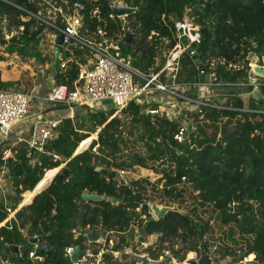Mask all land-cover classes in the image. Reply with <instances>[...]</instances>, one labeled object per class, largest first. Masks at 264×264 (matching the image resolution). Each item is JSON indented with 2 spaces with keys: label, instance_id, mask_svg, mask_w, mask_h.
<instances>
[{
  "label": "trees",
  "instance_id": "16d2710c",
  "mask_svg": "<svg viewBox=\"0 0 264 264\" xmlns=\"http://www.w3.org/2000/svg\"><path fill=\"white\" fill-rule=\"evenodd\" d=\"M123 1L135 9L129 16V26L136 37L122 51L132 49L142 73L161 70L165 63L161 49L175 44L176 29L171 18L181 20L185 8H190L200 25L201 39L193 55H182L179 82L191 88L246 87L248 106L243 92L230 91L224 104L205 100L208 105L201 106L200 112L187 110L184 117L178 118L147 114L148 106L138 101L121 111L129 121L117 117L109 120L115 108L95 111L85 107L91 125L63 119L58 138L45 147L50 158H43L26 143L0 148V171L5 168L12 189L5 198L0 197V224L15 212L14 218L0 227V239L5 244L0 245V250H5V254L0 252V260L11 253L12 246H17L22 260L10 254L11 264H71L64 251L79 243L74 240V230L114 231L123 244L128 231L132 236L133 225L142 228L150 219L145 235H159V255L163 243L169 242L170 252L179 263L184 262L187 251L199 253L201 242L208 246L207 236H216L214 247L219 260L231 257L235 264H244V258L254 255L256 264H264V81L250 84L253 74L247 60L251 52L264 57V0ZM110 2L0 0V30L4 24L5 31L16 33L8 40L0 35L2 52L6 56L43 61V34L46 30L54 32L45 22L47 13L54 8L70 13L75 3L84 7L83 23L89 31L101 27L114 35L120 26L109 17L113 14ZM95 10L99 18L92 14ZM57 26L63 27L59 18ZM164 38L169 40L168 45H164ZM3 60L1 56L0 61ZM84 62L85 59L79 61ZM60 64L55 85L72 89L79 64L69 61L65 70H61ZM33 82L26 72L17 81H3L0 71V90L23 87V91L29 92ZM152 106L156 109L159 103ZM183 124L187 125V133L179 143L174 135ZM79 147L85 150L74 155ZM8 148L12 158L4 161ZM63 164L64 170L71 173L65 183L58 178L59 174L55 175V169ZM136 167L160 171L162 197L178 201L188 193L192 203L187 210L191 213L169 212L155 220L149 211L147 203L151 197L147 194L149 186L155 190L157 184L147 178L129 184L118 179L120 171ZM84 194L103 199L85 200ZM22 195L25 203L33 200L18 208ZM108 197L123 201L112 204L106 200ZM33 237H44L42 244L49 246L55 259L46 257L43 262H32L28 250ZM178 243L181 249L175 248ZM159 255L152 258L156 260Z\"/></svg>",
  "mask_w": 264,
  "mask_h": 264
},
{
  "label": "built area",
  "instance_id": "2783aa9c",
  "mask_svg": "<svg viewBox=\"0 0 264 264\" xmlns=\"http://www.w3.org/2000/svg\"><path fill=\"white\" fill-rule=\"evenodd\" d=\"M116 5H122L130 9L131 13L117 15L114 12ZM109 6L113 10V14L109 15V17L120 26L118 32L114 35H109L105 28L101 27H97L94 31H89L83 23L82 11L84 7L78 3L73 5L70 13H65L62 9H57L58 13L56 15V20L53 23L50 21V18L46 21L44 20L54 29L52 33V42L54 45L57 33L62 34V46L65 48L70 44L77 45L75 49L69 52L68 58L64 56L66 59H63L60 64L61 70H65L68 62L74 60L69 59L72 55H75V51L81 50L87 52L84 63H79V61H77L79 64V72L73 84V88L70 89L68 86L55 85L47 95V100L51 103L66 105L69 109L75 107H88L94 109L97 103L107 101L116 109V112L110 119L121 113L131 102L138 101L141 103L142 98L148 93H162L168 97L170 102L174 103L182 100V103L185 104L184 108L188 110L197 109V111L200 112L201 106L208 105L206 102L191 97L189 95L191 87L181 84L178 77L181 69L180 59L182 55L184 53L193 55L195 53V46L200 43L201 39L200 25L195 21L192 10L190 8H185L181 20L174 21L171 18L176 29L174 36L175 44L172 48L161 49L160 56L165 59V63L160 71L144 74L137 66H134L136 60L134 59L132 49V52L122 51L123 46H131L135 42L136 36L129 26V16L135 12V9L128 7L123 0H111ZM92 14L97 16L99 12L95 10ZM97 17L99 18V16ZM58 18L63 24L62 28L57 26ZM162 18H164V16ZM129 35L133 36L131 43L127 42V37ZM153 35H155V33H152V36ZM163 42L164 45H168L169 40L164 38ZM214 65L215 62H211V68H213ZM233 67L236 69L240 68L237 65ZM200 73L203 74L202 71ZM256 81V76L253 75L250 79V84H255ZM179 91L181 93H179ZM32 100L33 96L26 91L14 89L0 90V134L5 136V139H7L10 131L15 125L25 121ZM145 112L151 115H166L172 118L169 114L160 112L158 108L145 109ZM59 125V121L48 119L37 120L32 126L30 139L28 141L20 139L19 142L26 143L38 154H46V145L56 140L59 136ZM186 133L187 125L183 124L174 135V139L181 143ZM15 146L16 145H12V147ZM87 148L88 146L85 149ZM11 158V149L5 150L3 160L6 161ZM64 165L65 164L61 166L63 167ZM61 166L59 170L62 168ZM0 174L1 181L5 174V168H2ZM125 175H127V172H119V177L122 179ZM14 213L15 212H12L9 218L0 224V227L4 226L9 219L14 218ZM132 229V236L129 237L128 231L125 234L123 244H121L120 235L114 231L92 230L79 232L74 230V240L79 241V243H74L66 247L64 257L68 258L71 264H136L138 262L128 253V250H131L140 256H147L150 260L156 261L157 264H196L193 263V261L196 262L199 253L188 251L184 262L179 263L170 252L169 242L163 243L162 254L159 255V239L156 242L153 241L151 244L148 243V241H144L145 237L148 238L154 234H144L138 238L136 235L139 234L141 229L140 226L135 224L132 226ZM91 232L97 234V238L93 241L88 237ZM134 235L135 237L133 238ZM29 244L28 258L32 262L45 261L46 257H48L47 255H38V251L43 245L42 242L32 244L29 240ZM77 247H80V253L76 261L72 262V256ZM175 248H178V244ZM19 253L22 258L20 250ZM190 253H193L195 256L190 258ZM207 253L212 258V264H224V259L219 260V256L217 257L210 254L208 250ZM180 254H183V252ZM153 255H159L158 259H153ZM163 258H165L167 262L163 261ZM244 260H246V258H244ZM247 263L245 262L244 264ZM0 264H11V262L8 260H0Z\"/></svg>",
  "mask_w": 264,
  "mask_h": 264
},
{
  "label": "rangeland",
  "instance_id": "374dc122",
  "mask_svg": "<svg viewBox=\"0 0 264 264\" xmlns=\"http://www.w3.org/2000/svg\"><path fill=\"white\" fill-rule=\"evenodd\" d=\"M57 13H58L57 12V8H54L53 10H50L47 13V15H46L47 19L50 18V21L53 23L56 20ZM2 26H3L2 29H1L2 32L0 33V35L3 34L5 36L6 40H8L10 36L16 34L15 32L9 34L7 30L5 31L4 24ZM52 40H53L52 32L46 30L45 33L43 34V43H42L41 48H40L41 52H42V59H44L43 61H41V60H35L34 61L32 59L22 58V57L15 56V55L6 56V54H4L2 52V47H0V57L3 56L4 60H5L3 62H0V63H3V64H0L1 65L0 67L3 69L2 74L8 75V76L11 75L10 77L13 78L12 81H14V80L17 81L16 79L18 78V76L21 73H24L25 70H27V71H37V68H39L40 65L46 67L50 63L51 64L53 63L54 64V68L56 69L59 66V64L62 62L63 58H65L64 56H65V49L66 48L64 46H58L56 44L54 45ZM86 56H87V52L86 51L77 50L75 55H72L69 60L74 59L76 61H78V60L82 61V60L85 59ZM204 87L206 88L205 89L206 95L204 97H205V99H207V101L211 100V102H215V103H218V104H224L225 101H226V98H227V94H229L230 91H237V92H243L244 93L243 99H244L245 105L248 106L249 94H247L246 87L238 86V87H233V88L229 87L228 88V87H224V86H215V85H205ZM197 88H199V86H197L196 88L195 87L191 88L190 93H189V95L191 97L195 96L193 91L198 96V93L196 92V91H198ZM12 89L23 91V87H13ZM179 93H181V92L179 91ZM156 96H157V93H155V94L148 93L142 98L141 103L143 105L148 106L147 109H154L155 106H152V105L155 104V103H157V104L160 103V102H154L153 99H155ZM258 96H260V95H258ZM193 98H195V97H193ZM170 103H171V106H172L174 102H170ZM176 104H177L176 107H179L181 109H185L184 108L185 104L182 103V100L177 101V103L175 102L174 105H176ZM75 108H77V107H75ZM112 108H114L112 106V104L110 102L106 101V102L97 103L95 108L92 109V110H95V111H98V110L99 111H109ZM81 109L83 110V112H82L83 114L80 115V116L75 117L74 118V122L76 124H81L82 121H86V126H90L91 122L88 120V114H87V111H89V110L87 108H85V107H81ZM168 109H174V108H169V106H168ZM116 117L119 118V119L127 118V116L123 115L122 113H119ZM172 118H174V116H172ZM127 121H129L128 118H127ZM95 135H96V133H95ZM9 137H10V139H7V140H12L13 135H10ZM90 139H92V138H90ZM95 139H97V138L95 137ZM4 140H6L5 136H2L0 134V142H2ZM78 150L80 151V150H83V149H81L79 147ZM55 170H56V173H57V171L59 170V167L56 168ZM161 176H162V174L157 169H154V171H152L150 169H144V168H137L136 167L135 169H133L131 171H128L127 175H125L123 179L121 177H118V179L123 181L126 184H129L131 181L147 178L150 181V183L157 184V187H156L155 190H152V187L149 186V192H148L147 195H150L151 198H149V200H148V203H147L148 205L150 203V200L153 199V200H155V202L157 204H163L165 206H173L174 204H176V206H177V208L179 210L187 212L188 214L191 213V212H189L187 210L188 207H190V204L192 203L190 195L188 193H185L184 195H182L183 198L178 199V201H174V200H172V198H168V197L166 198V197H162L161 196L162 183H158V181L161 178ZM3 178H8V177L6 176V174H4ZM22 198H23V200H22L21 204H23V203L27 204V203L23 202L24 201L23 195H22ZM149 211H150V209H149ZM136 236L138 238H140L141 235L138 234ZM134 237H135V235L133 236V238ZM214 237L216 238V236H214ZM214 237L207 236L205 238V241H206V239L208 241V252L210 254L215 255V256L218 257L219 254L217 253L218 254L217 255L216 252H215L216 250H215V247H214V243H216V241H215ZM158 239H159V235L154 234L152 236H149L148 238L145 237L144 241H148V243L151 244L153 241H155V242L158 241ZM178 247L181 249V243H178ZM0 252L5 254V250L4 249L0 250ZM187 252H186V254H187ZM6 254H9V255H6V257L2 258L1 260L10 261L9 260L10 254L14 257L12 252L11 253H6ZM220 259H222V258H220ZM162 260L166 261L165 258H163ZM249 261H250V264H256L255 256L251 255V256H248L246 258V260L243 259V263H245V262L247 263ZM160 264H163V263H160ZM224 264H235V263L233 262V259L231 257H226L224 259ZM247 264H249V263H247Z\"/></svg>",
  "mask_w": 264,
  "mask_h": 264
},
{
  "label": "crops",
  "instance_id": "0c3cea01",
  "mask_svg": "<svg viewBox=\"0 0 264 264\" xmlns=\"http://www.w3.org/2000/svg\"><path fill=\"white\" fill-rule=\"evenodd\" d=\"M5 61V60H3ZM0 61V62H3ZM35 61V60H34ZM3 64V63H0ZM1 66V65H0ZM57 69V68H56ZM56 69L54 68V64L50 63L48 66H42L40 65L39 68H37V71H27L24 72L29 73L31 77H33V88L29 91L31 95L33 96L32 103L30 105L27 118L25 121L15 125L12 130L10 131L7 139H10V135H13L12 140H4L0 142V148H7L12 147V145H19V140L22 139L24 141H28L31 136L32 126L35 121L37 120H53V121H61L65 118H70L74 120L75 117L82 115L83 110L77 108L69 109L66 105L63 104H56L51 103L47 100V95L49 94L51 88L55 86V75H56ZM1 71V78L3 81H12L13 78H11L8 75L2 74L3 69L0 67ZM22 73L18 76L16 80H19ZM13 77V76H12ZM15 81V80H14ZM198 96L193 91L195 98L200 101H207L205 99V87L201 86L197 88ZM196 89V90H197ZM155 102H160L158 106V110L162 113L171 114L170 116H174V118H178L181 115H186V111L188 109H180L179 107H176L177 105L171 106V103L167 96H165L162 93H157V96L155 99H153ZM33 105V106H32ZM32 106V107H31ZM174 108V109H168ZM191 110V109H189ZM184 117V116H183ZM9 149V148H8ZM45 189V188H44ZM12 192V189L10 187V182L8 178H3L0 181V197L5 198L6 195ZM36 195V194H35ZM34 195V196H35ZM34 198V197H33ZM33 200V199H32ZM32 200L27 204H21L19 206L22 207L24 205H28L32 202ZM2 227V226H1Z\"/></svg>",
  "mask_w": 264,
  "mask_h": 264
},
{
  "label": "water",
  "instance_id": "95a60500",
  "mask_svg": "<svg viewBox=\"0 0 264 264\" xmlns=\"http://www.w3.org/2000/svg\"><path fill=\"white\" fill-rule=\"evenodd\" d=\"M114 12L117 15H122V14H129V13H131V10L130 9H127L126 7H124L122 5H116V7L114 8ZM1 32L2 31L0 30V33ZM132 38H133V36L132 35H129L127 37V42L128 43H131L132 42ZM55 44L58 45V46H62L63 45V36H62L61 33H57V37H56ZM76 47H77L76 44H70V45H68L66 47L65 57L68 58L69 57V52L72 49H75ZM247 60L249 61V67H250L251 73L256 76L257 83H262L264 81V57H261L260 58L256 53L251 52L247 56ZM134 66H137V62L136 61L134 62ZM190 129H191V127H189V131H190ZM98 134H99V132L96 133V138H97ZM90 142L91 141H89V144H90ZM81 151L82 150L79 151L77 149V151L75 152L74 155L80 153ZM42 157L43 158H50L51 155L49 153H46V154H43ZM60 170L56 174H59L58 175V178L63 183H65L70 178L71 173H69L68 171L64 170L63 167ZM96 170L97 171H100L101 168H97ZM49 184L46 187H48ZM83 199H85V200H99V199H103V198H100V197H98L96 195L84 194L83 195ZM106 200L108 202L112 203V204H118V203H121L123 201V198L108 197ZM148 207H149V209L151 211V214L153 215V218L155 220H160V219L164 218L165 215H167L169 212H175V213H178V214H181V215H187L188 214L187 212H184V211L179 210L177 208L176 204H174L173 206H165L163 204H157L155 202V200H153V199L150 200V203H149ZM149 221H150V219H149ZM149 221H147L143 225V227L140 229L139 234L141 236H143L145 234L146 228L148 226V222ZM88 237H89V239L91 241H93V240H95L97 238V234L95 232H91L88 235ZM37 242H44V237L32 238L30 240V243H32V244L37 243ZM0 245L5 246V244L3 243L2 239H0ZM199 251H200L199 252V257L197 258V260L195 262L196 264H212L213 263L212 258L208 255V253H207V251L205 249V242H201L200 243V245H199ZM11 252L13 253V255H14V257L16 259H18L19 261L22 260V258L20 257L19 249H18L17 246H12L11 247ZM79 253H80V247H77L75 249V253L72 256V262H75L76 261ZM128 253H129V255L134 260H136L138 262L136 264H157L156 261L150 260L147 256H140V255L134 253L131 250H128ZM38 255H47L48 257H50L52 259H55V255H54L53 251L49 248L48 245H45V244H43L42 247H41V249L38 251Z\"/></svg>",
  "mask_w": 264,
  "mask_h": 264
},
{
  "label": "bare ground",
  "instance_id": "6f19581e",
  "mask_svg": "<svg viewBox=\"0 0 264 264\" xmlns=\"http://www.w3.org/2000/svg\"><path fill=\"white\" fill-rule=\"evenodd\" d=\"M189 257H190V258L194 257V254H193V253H190V254H189Z\"/></svg>",
  "mask_w": 264,
  "mask_h": 264
},
{
  "label": "flooded vegetation",
  "instance_id": "af4514ba",
  "mask_svg": "<svg viewBox=\"0 0 264 264\" xmlns=\"http://www.w3.org/2000/svg\"><path fill=\"white\" fill-rule=\"evenodd\" d=\"M148 220V219H147ZM149 221V220H148ZM208 250V246L205 247Z\"/></svg>",
  "mask_w": 264,
  "mask_h": 264
},
{
  "label": "clouds",
  "instance_id": "9594fccd",
  "mask_svg": "<svg viewBox=\"0 0 264 264\" xmlns=\"http://www.w3.org/2000/svg\"><path fill=\"white\" fill-rule=\"evenodd\" d=\"M65 166V165H64ZM64 166H63V168H64ZM61 171V170H60ZM58 173V172H57Z\"/></svg>",
  "mask_w": 264,
  "mask_h": 264
}]
</instances>
